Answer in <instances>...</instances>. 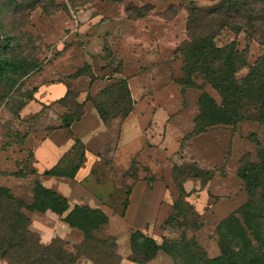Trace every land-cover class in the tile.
<instances>
[{"label": "rangeland", "instance_id": "374dc122", "mask_svg": "<svg viewBox=\"0 0 264 264\" xmlns=\"http://www.w3.org/2000/svg\"><path fill=\"white\" fill-rule=\"evenodd\" d=\"M219 1L0 0V33L8 43L9 55L25 57L35 65L27 73L9 74L0 86V186L9 187L28 204L33 202L34 182L44 175L35 150L58 129L54 127L61 124L67 111L58 100L43 103V90L52 92V86L61 82L80 92L83 101L89 92L97 96L109 84L126 79L128 96L112 92L107 99H100L108 102L109 121L103 130L111 143L83 180L112 214L111 222L94 234L113 236L122 258L130 252L135 229L159 243L164 237L184 239L196 242L211 258L220 255L218 225L248 200L239 170L244 162L258 160V149L264 147V124L250 118L216 124L189 136L200 112L201 95L207 92L221 102L220 94L201 74L192 76L193 86L184 82L182 48L191 40L189 9L193 3L206 8ZM143 13L146 15L141 16ZM197 31L201 33L196 27ZM219 31L213 44L235 41L247 58V67L238 71L237 77L246 75L264 56V43L247 31ZM85 64H90L97 76L92 85L89 76L68 79ZM88 103L94 106L92 101ZM130 131L133 140L123 143V133ZM82 149L77 144L62 166L70 167ZM190 164L202 169L203 177L184 178L175 168ZM134 171L137 178L132 176ZM149 177L154 181L149 182ZM149 188L154 193H149ZM126 199L129 204L125 208ZM179 199L182 210L174 207ZM144 201L151 206L150 214L137 219L135 211ZM25 212L38 230L33 231L39 235L41 231L44 238L61 236L71 250L83 241V233L70 231L62 216L46 215L45 209ZM177 261L182 258L163 252L149 264ZM0 264L7 263L0 260ZM81 264L92 261L84 258Z\"/></svg>", "mask_w": 264, "mask_h": 264}, {"label": "trees", "instance_id": "16d2710c", "mask_svg": "<svg viewBox=\"0 0 264 264\" xmlns=\"http://www.w3.org/2000/svg\"><path fill=\"white\" fill-rule=\"evenodd\" d=\"M189 12L191 40L182 48L185 55L184 82L193 86L195 82L192 76L201 74L221 96V102H218L207 92L201 95L200 112L195 120V129L189 136L203 133L216 124H235L250 118L264 124V56L249 67L246 75L237 77V72L247 67V58L239 51L237 43L232 41L223 46L213 44L223 28H229L236 34L247 31L264 43V0H220L206 8L193 3ZM196 27L200 28L201 33H196ZM7 46L0 33V86L9 78V74L27 73L35 66L25 57L9 55ZM81 76H89L91 85L97 79L90 64L70 74L68 79ZM112 92L120 97L128 96L130 89L127 80L119 79L109 84L97 96L89 92L83 101L79 100L80 92L69 87L58 100L67 111L62 116L61 124L54 128H71L74 122H79L87 101L94 103L106 124L109 121L108 102L100 99H107ZM77 144L83 149L70 167L57 165L47 170L45 175L75 178L85 157L83 142L77 139L75 146ZM257 154V161H246L239 170L248 194L247 202L218 225L220 255L211 258L196 242L190 244L184 239L170 240L164 237L159 243L154 237L135 229L130 236L128 259L148 264L162 251L173 258L181 257L182 261L176 264H264V147L258 149ZM175 168L184 178L204 175L203 170L193 164ZM136 175L134 171L132 176L137 178ZM148 181L153 182L154 178L149 177ZM180 188L182 192L185 191L182 186ZM32 191L33 202L28 204L9 187L0 186V260L7 264H81V260L87 258L92 264L121 263L116 239L111 235L100 238L94 234V231L109 223L105 211L88 205L76 204L71 207L65 195L46 187L40 179L35 180ZM128 193H131L130 190ZM128 204L129 199H126L125 208ZM174 207L182 210V199L177 200ZM26 209H50L63 216L65 223L83 233V241L73 245L74 250L68 248L69 243L61 236H55L48 243L43 242L39 233L31 229V217L25 212Z\"/></svg>", "mask_w": 264, "mask_h": 264}, {"label": "crops", "instance_id": "0c3cea01", "mask_svg": "<svg viewBox=\"0 0 264 264\" xmlns=\"http://www.w3.org/2000/svg\"><path fill=\"white\" fill-rule=\"evenodd\" d=\"M82 79V78H80ZM45 91V92H44ZM67 91V86L61 82L54 84L52 86V92L43 90V96H46L43 103L52 104L59 100ZM104 122L100 118L95 106L91 104L85 105V112L82 116V119L79 122H74L71 128H58L52 131L47 138L39 145L35 150V157L38 160L37 165L44 169V175L42 176L43 184L46 187L52 188L59 193L65 195L70 202L71 207H74L76 204L79 205H88L92 208H99L106 212L109 216V222H111L110 212L105 208L103 201L94 195L84 184V177L89 176L95 164L100 160V154L104 153L105 149L111 143V137L104 132ZM77 133V134H76ZM134 136V135H133ZM80 139L85 146V157L83 165L78 170L75 178L69 177H59V176H48L45 175V172L57 165L62 166L64 158L69 155L68 153L75 147L76 140ZM133 140L132 132H124L122 137V142L126 143L130 140ZM122 143V144H123ZM69 164V163H68ZM41 180V181H42ZM143 185V183H140ZM143 188V187H142ZM144 189V188H143ZM149 193H154L155 190L147 189ZM136 193V192H135ZM133 194L131 196V203L126 211V217L129 218L131 205L133 203ZM161 201L159 198L157 202V213H158V204ZM151 206L149 202L144 201L141 206L137 208L134 214L135 218H145L149 216ZM47 214H55L56 216H61L50 209H45ZM50 212V213H49ZM164 212V211H163ZM39 214V212H36ZM149 213V214H148ZM49 216V215H48ZM63 218V216H62ZM155 218V216L153 217ZM31 221L32 218H31ZM62 223H65L62 221ZM67 224V223H66ZM68 225V224H67ZM108 225V224H107ZM32 230L38 232L37 229H34L33 222H31ZM70 231L75 230L68 225ZM40 235L43 237V234L40 231ZM56 236V235H55ZM54 236V237H55ZM54 237L46 239L44 242H50ZM163 252L160 251L158 257L151 262H156L160 255ZM130 254V252H129ZM123 256L120 264H140L133 262L128 259V255ZM150 262V263H151ZM149 264V263H148Z\"/></svg>", "mask_w": 264, "mask_h": 264}]
</instances>
